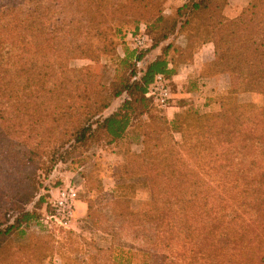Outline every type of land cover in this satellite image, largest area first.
Returning a JSON list of instances; mask_svg holds the SVG:
<instances>
[{
	"label": "trees",
	"instance_id": "1",
	"mask_svg": "<svg viewBox=\"0 0 264 264\" xmlns=\"http://www.w3.org/2000/svg\"><path fill=\"white\" fill-rule=\"evenodd\" d=\"M157 2L0 0V252L12 232L34 218L19 205L31 202L41 188L37 181L56 162L74 160L95 142L119 141L132 116L145 115L155 124L146 127L141 153L119 168L125 179L116 183L118 190H133L132 183L144 179L149 189L143 209L130 213L131 227L153 229L168 252L135 250L142 264H264V108L226 100L203 120L189 101L186 114L170 122L154 115L147 88L156 76L171 80L179 66L192 63L191 40L171 62L149 64L125 87L129 100L107 117L122 92H108L90 68L68 67L74 59L96 62L113 48V22L131 10L142 17ZM225 2L190 1L168 31H191L197 20L191 38L202 37L200 45L213 49V72L201 78L235 76L239 86L231 96L264 95V0H250L235 19L223 16ZM83 37L98 43H77ZM163 126L176 142L165 146ZM51 212L48 201L37 224Z\"/></svg>",
	"mask_w": 264,
	"mask_h": 264
},
{
	"label": "rangeland",
	"instance_id": "2",
	"mask_svg": "<svg viewBox=\"0 0 264 264\" xmlns=\"http://www.w3.org/2000/svg\"><path fill=\"white\" fill-rule=\"evenodd\" d=\"M190 1L193 0H159L154 8L142 17L137 16L136 10H131L134 12L129 14L130 16L120 17L113 22L109 36L113 48L109 49V52L100 54L96 62L79 59L68 62V67L72 70L90 68L95 82L105 87L108 92L111 93L115 89L122 92V96L113 100L104 112V117L118 111L129 100L125 87L139 81L149 64L157 59L171 62L177 55V49L183 50L188 40L194 42V54L203 49L200 45V40L203 38L199 37L198 40L190 36V33L194 34L197 20H193L191 31L178 35L176 33L172 35L168 31L174 22L182 21L183 17L180 16L184 12L178 14V10ZM243 2L244 0H226V5L222 9L223 16L226 17L227 9L237 13ZM230 3L234 6H230ZM158 17H161L160 22L156 21ZM164 35L166 37L163 39ZM88 38L91 40L88 41ZM89 42L92 46L98 43L92 37H83L77 43ZM204 49L206 50L207 47ZM138 57H141L140 60ZM210 57L211 61L201 70L204 76L213 72L211 65L213 49L210 50ZM186 66L188 65L179 66L175 76L181 74ZM169 81L171 106L176 104L180 111L187 112L189 101L193 98V109L198 111L200 108L199 112L203 120L215 113L219 103L226 100H236L247 104L250 108H264L263 94L247 93L231 96V90H236L239 86V78L235 76H225V83L221 81L220 84H226V91L213 96L194 95L193 92H202L203 89L199 88L206 86L197 83V76H190L183 86V93H186L188 98L177 95L181 91L173 77ZM174 92L177 99L173 98ZM150 102L149 108L154 111V115L166 119L165 109L154 104L152 100ZM131 123L132 127L119 141L110 145L95 142L87 150L78 151L73 156L74 160L68 158L66 161L56 162L50 173L44 174L37 181L41 188L35 197L31 202L23 206L19 205L21 211L34 218L26 226L12 232L0 252V264H127L125 262L127 258H130V264H142L143 258L134 253L135 250L144 249L154 254L168 252L162 237L153 229L131 227L134 225L131 214H134V210L141 211L149 200L146 181L124 180L122 182L126 185L133 182V190L127 187L122 190L116 189L117 181L121 178L125 179L119 168L127 165L130 155L136 156L141 153L146 127L155 124L145 115L137 118L132 116ZM163 128L165 146L169 142L171 145L178 140L168 128L165 126ZM67 187L75 188L78 194L75 220L71 228L62 230L47 226L43 221L37 224L47 209L48 201L53 202L59 191ZM120 196H123L122 201L118 203L117 198ZM130 248H132L131 252L127 253Z\"/></svg>",
	"mask_w": 264,
	"mask_h": 264
},
{
	"label": "built area",
	"instance_id": "3",
	"mask_svg": "<svg viewBox=\"0 0 264 264\" xmlns=\"http://www.w3.org/2000/svg\"><path fill=\"white\" fill-rule=\"evenodd\" d=\"M145 97L162 109L171 107L170 81L161 75L156 76ZM77 201L78 194L75 188L67 187L59 191L57 198L52 202L51 214L43 220L44 224L62 230H69L75 220Z\"/></svg>",
	"mask_w": 264,
	"mask_h": 264
},
{
	"label": "crops",
	"instance_id": "4",
	"mask_svg": "<svg viewBox=\"0 0 264 264\" xmlns=\"http://www.w3.org/2000/svg\"><path fill=\"white\" fill-rule=\"evenodd\" d=\"M250 0H244V4L239 6V11L237 13L232 12V10H228L227 9V13H226V17L228 19H234L238 16V14L240 13V11L249 3ZM229 3V1H228ZM230 6H234L233 4L230 3ZM229 6V8H230ZM207 49L205 50L204 48ZM210 50H212V46L211 45H205L203 46L202 50H199L197 52V54L194 55L193 57V63H191L190 65L186 66V68H184V71L179 74L178 76H174V82L180 87V91L177 95L181 96L182 98H188V95L186 93H183V86L185 84V81L190 77V76H197V78H199L198 80V84L200 85H205L206 87L204 88H199V89H203V93L202 92H193L194 95H199V94H205L207 96H213L219 93H224L227 89L226 84L224 85L225 81L224 78L225 76H215L212 78H201V70L203 68V66L205 64H207L208 62L211 61V57H210ZM204 51V52H203ZM224 82L223 85L220 84V82ZM173 88V87H172ZM177 95H175V92L173 93V98L177 99ZM203 95V96H205ZM191 97V96H190ZM190 100V99H189ZM188 100V101H189ZM193 102V98L191 99ZM190 100V101H191ZM200 109V108H199ZM198 109V113L201 116V113L199 112ZM186 112L184 111H180V109L178 108V106L176 104H173L171 107L166 108L164 111V115L167 119V121H172L174 119V117L176 116H181V115H185ZM171 133V132H170ZM172 134V133H171ZM173 135V134H172ZM174 136V135H173ZM76 210H77V206H76Z\"/></svg>",
	"mask_w": 264,
	"mask_h": 264
}]
</instances>
